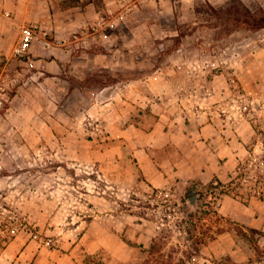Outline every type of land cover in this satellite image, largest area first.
Returning a JSON list of instances; mask_svg holds the SVG:
<instances>
[{
    "label": "crops",
    "instance_id": "0c3cea01",
    "mask_svg": "<svg viewBox=\"0 0 264 264\" xmlns=\"http://www.w3.org/2000/svg\"><path fill=\"white\" fill-rule=\"evenodd\" d=\"M204 1L218 0H0V54L13 55L23 27L34 26L21 60L52 95L68 82V90L90 98V113L102 120L95 150L108 159L128 150L157 188L192 180L225 184L220 210L245 229L262 230L258 246L248 248L221 234L201 264H264V40L252 54L243 52L249 42L238 43V56L228 37L224 47L204 41L199 34L206 26L197 21ZM177 17L186 19L182 28L172 25ZM179 34L175 54L139 71L138 50L152 47L140 36L168 48L169 40L155 37ZM236 77L246 88L241 96L259 101L257 114L249 102L234 103ZM255 160L258 182L246 186L240 169Z\"/></svg>",
    "mask_w": 264,
    "mask_h": 264
},
{
    "label": "rangeland",
    "instance_id": "374dc122",
    "mask_svg": "<svg viewBox=\"0 0 264 264\" xmlns=\"http://www.w3.org/2000/svg\"><path fill=\"white\" fill-rule=\"evenodd\" d=\"M197 9V21L206 26L201 39L224 47L228 37L236 56L243 48L238 43L249 42L243 52L252 54L264 40V27L237 21L248 12L263 14L264 0L204 1ZM182 20L172 25L181 27ZM181 37H155L173 44L157 48L152 37L140 36L152 47L138 50L139 71H151L157 58L175 54ZM26 57L17 50L0 54V264H62L71 258L85 264H201L221 234L241 247L258 246L261 233L220 210L222 193L229 192L225 184L192 180L157 188L128 150L113 159L95 150L102 120L90 113V98L68 90V82L52 95L31 77L33 67L21 60ZM234 86V103L249 102L257 114L259 101L252 93L250 99L241 96L238 90L246 88L237 77ZM258 164L245 162L242 184L258 182ZM193 190L200 194L196 208L188 201Z\"/></svg>",
    "mask_w": 264,
    "mask_h": 264
},
{
    "label": "built area",
    "instance_id": "2783aa9c",
    "mask_svg": "<svg viewBox=\"0 0 264 264\" xmlns=\"http://www.w3.org/2000/svg\"><path fill=\"white\" fill-rule=\"evenodd\" d=\"M35 36V32H34V26H27L25 25L22 29V34L21 37L19 39V43L17 45V53L20 54H26L28 53L31 43L34 39ZM245 180L246 177L244 176ZM239 195V194H237Z\"/></svg>",
    "mask_w": 264,
    "mask_h": 264
},
{
    "label": "trees",
    "instance_id": "16d2710c",
    "mask_svg": "<svg viewBox=\"0 0 264 264\" xmlns=\"http://www.w3.org/2000/svg\"><path fill=\"white\" fill-rule=\"evenodd\" d=\"M237 21H240L244 25H246L247 28L252 29H258L261 27H264V13L260 16L255 15L251 12H248L245 14L243 18H237ZM252 230H257L259 233L262 234V230H259L257 228H251Z\"/></svg>",
    "mask_w": 264,
    "mask_h": 264
},
{
    "label": "water",
    "instance_id": "95a60500",
    "mask_svg": "<svg viewBox=\"0 0 264 264\" xmlns=\"http://www.w3.org/2000/svg\"><path fill=\"white\" fill-rule=\"evenodd\" d=\"M193 193L194 194L188 198V201H189L190 205L192 206V208H196L199 205L198 196L200 194H199V192L196 193L195 190H193Z\"/></svg>",
    "mask_w": 264,
    "mask_h": 264
}]
</instances>
